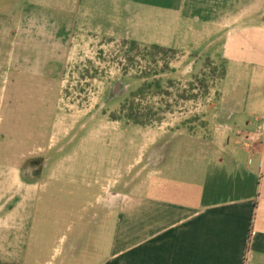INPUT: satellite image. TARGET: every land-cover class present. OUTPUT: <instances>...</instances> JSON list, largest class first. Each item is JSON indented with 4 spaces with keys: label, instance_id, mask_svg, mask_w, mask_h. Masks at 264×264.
Listing matches in <instances>:
<instances>
[{
    "label": "crops",
    "instance_id": "0c3cea01",
    "mask_svg": "<svg viewBox=\"0 0 264 264\" xmlns=\"http://www.w3.org/2000/svg\"><path fill=\"white\" fill-rule=\"evenodd\" d=\"M0 4L16 12L18 45L31 39L32 48H43L37 54L87 52L90 39L123 41L174 50L175 75L185 81L208 60L226 69L209 103L195 110L203 126L112 127L121 143L131 130L145 134L142 144L132 139L129 149L116 147L112 176L97 170L27 181L22 174L14 186L3 182L0 264H264V133L254 142L241 135L257 133L264 118V0ZM37 37L44 42L37 45ZM100 129L97 137H105ZM62 181L86 190L68 193L65 212L51 209L68 216L64 230L34 204L46 184L52 198L67 192Z\"/></svg>",
    "mask_w": 264,
    "mask_h": 264
},
{
    "label": "rangeland",
    "instance_id": "374dc122",
    "mask_svg": "<svg viewBox=\"0 0 264 264\" xmlns=\"http://www.w3.org/2000/svg\"><path fill=\"white\" fill-rule=\"evenodd\" d=\"M7 11L0 7V187L5 182L16 185L22 174L27 181L33 175L52 173L91 177L97 170L112 176L116 147L129 149L132 139L138 144L145 139V134L131 130L121 143L122 137L113 132L112 127L133 125L123 120L127 110L155 126L185 121L204 125L195 110L209 103L207 98L222 76V63L206 61L204 70L185 81L175 75L174 63L180 57L176 52L131 42L90 39L87 52L64 55L63 48L62 54L41 55L37 53L43 48H32L31 39L26 47L18 45L20 22L15 10L13 14ZM40 42L44 41L38 38L36 44ZM50 57L64 58V62L49 65ZM97 129L108 132L97 137ZM103 147L104 153L97 152ZM81 185L72 187L62 181L59 189L67 192L52 198L46 184L36 189L34 204L46 214L47 222L59 223L58 229L64 230L68 216L56 215L51 209L65 212L72 200L68 193L86 191ZM81 201L86 199L78 200V207Z\"/></svg>",
    "mask_w": 264,
    "mask_h": 264
},
{
    "label": "trees",
    "instance_id": "16d2710c",
    "mask_svg": "<svg viewBox=\"0 0 264 264\" xmlns=\"http://www.w3.org/2000/svg\"><path fill=\"white\" fill-rule=\"evenodd\" d=\"M133 45L135 46H139L138 44H136L135 42H131ZM151 49L153 50H158V51H161V52H174V50H167V49H164V48H161V47H158V46H153ZM208 64L212 63L210 60L207 61ZM213 64V63H212ZM209 66V65H208ZM225 72H226V69H225V66L223 65L222 66V76H221V79H223V77L225 76ZM204 88V87H203ZM134 97L136 95H133ZM124 111V113L126 112L125 109L122 110V112ZM137 112L133 113V110H127L126 114L124 115V119L123 120H126L127 123L129 124H133V125H136V126H142V127H147V126H151L153 125V123L151 122H148V121H141L139 119V115L136 114Z\"/></svg>",
    "mask_w": 264,
    "mask_h": 264
},
{
    "label": "built area",
    "instance_id": "2783aa9c",
    "mask_svg": "<svg viewBox=\"0 0 264 264\" xmlns=\"http://www.w3.org/2000/svg\"><path fill=\"white\" fill-rule=\"evenodd\" d=\"M264 133V118H262L261 120V124H260V127L258 129V132L257 133H254V134H249V133H241V135L244 137V139L248 142H254L256 141L257 137Z\"/></svg>",
    "mask_w": 264,
    "mask_h": 264
}]
</instances>
